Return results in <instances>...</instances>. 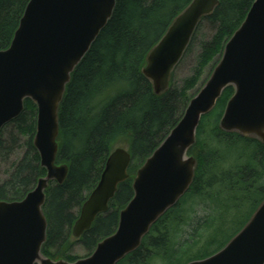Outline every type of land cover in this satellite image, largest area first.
Segmentation results:
<instances>
[{
	"label": "water",
	"instance_id": "95a60500",
	"mask_svg": "<svg viewBox=\"0 0 264 264\" xmlns=\"http://www.w3.org/2000/svg\"><path fill=\"white\" fill-rule=\"evenodd\" d=\"M117 0H29L10 46L0 51V132L24 110L37 108L33 147L45 175L20 201H0V264H118L142 244L151 228L191 187L197 160L190 155L201 119L232 88L219 129L264 145V0H254L226 42L221 58L183 116L136 170L133 196L115 231L73 262L42 253L47 240L46 192L62 185L68 166L57 164L59 111L71 75L110 20ZM219 0H191L145 57L141 74L155 96L168 92L172 75L199 26ZM127 150L108 156L99 181L80 208L72 236L89 231L108 211L118 186L129 179ZM187 264H264V199L243 228L213 255Z\"/></svg>",
	"mask_w": 264,
	"mask_h": 264
},
{
	"label": "trees",
	"instance_id": "16d2710c",
	"mask_svg": "<svg viewBox=\"0 0 264 264\" xmlns=\"http://www.w3.org/2000/svg\"><path fill=\"white\" fill-rule=\"evenodd\" d=\"M253 1L219 0L212 16L199 24L209 22L216 30L202 45L193 75L182 87L174 85L172 75L168 92L155 96L141 74L145 57L191 0H117L110 20L71 75L60 106L57 164H66L69 171L62 185L53 183L46 192L43 211L47 240L42 247L46 257L56 260L64 255L80 208L97 185L108 156L116 144H126L131 158L129 179L118 186L108 211L97 216L79 243L89 256L98 242L115 231L119 212L133 196L131 184L136 170L179 122L192 98L187 93L196 87L209 64L216 59L217 64ZM28 2L0 0V51L10 46ZM232 94V88L226 89L214 110L201 119L196 144L189 152L197 160V169L188 192L151 228L141 246L118 264H187L205 259L224 247L263 201L264 145L219 129ZM36 118V106L26 100L22 114L0 132L1 137L3 130L13 125L18 135L28 137L26 153L0 183V201L22 200L45 175L32 144ZM238 147L242 151L232 159L222 151ZM223 193L230 196L235 207L251 198L253 210L239 230L215 243L221 229L220 214L226 216V222L229 220L230 206L219 202ZM198 202L211 208L202 235L198 225L190 222ZM187 228L188 238L182 240ZM62 258L76 260L65 255Z\"/></svg>",
	"mask_w": 264,
	"mask_h": 264
},
{
	"label": "rangeland",
	"instance_id": "374dc122",
	"mask_svg": "<svg viewBox=\"0 0 264 264\" xmlns=\"http://www.w3.org/2000/svg\"><path fill=\"white\" fill-rule=\"evenodd\" d=\"M215 30L216 26L206 21L199 26L198 30L195 33L194 39L189 46V49L186 51L185 56L173 73V82L175 86L182 87L184 81L193 75L195 68L198 66V58L201 53L202 45L211 40L215 33ZM216 61L217 59L204 69L201 79L196 87L187 93L188 97H193L199 91L202 85L207 81L216 65ZM0 140V183H2L9 177L16 163H18V161L26 153L25 144L28 140V137L18 135L14 126L10 125L3 130ZM117 148H123L127 150V145L116 144L113 151ZM222 151L225 153L226 158L232 159L241 153L242 148L238 147L236 149L233 148L232 150L223 149ZM219 202L222 204L225 203L226 205L230 206V211L228 218L229 220H227V222L224 220L226 216L220 214L221 229L215 237V243L224 241L228 236L236 232V230H239L240 226L243 225L245 221H247L253 210L251 198H246L242 201V205H239V207H235V202L233 200H230V196L226 193H223L220 197ZM193 210L194 212L191 215L190 222H192V224L196 226L198 225V229H200V235H202L204 233V229L202 227L205 224V219H207L210 215V204L205 202H198L195 207H193ZM189 230L190 229L187 228L182 234V240L188 238ZM63 254L65 256H70V258H76V260L88 256V252L79 243V239H75L72 236V229L69 244L64 247ZM64 255L59 258L66 260L65 258H62L64 257Z\"/></svg>",
	"mask_w": 264,
	"mask_h": 264
}]
</instances>
